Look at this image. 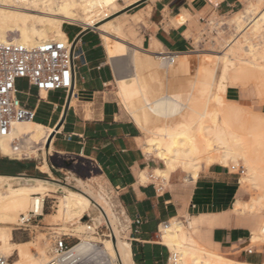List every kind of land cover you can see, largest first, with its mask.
<instances>
[{
	"label": "crops",
	"instance_id": "crops-1",
	"mask_svg": "<svg viewBox=\"0 0 264 264\" xmlns=\"http://www.w3.org/2000/svg\"><path fill=\"white\" fill-rule=\"evenodd\" d=\"M242 4V0H130L119 10L134 5L130 15L136 22L144 18L140 25L143 50L183 54L193 49V34L206 14L237 12ZM61 28L68 40H78L86 63L77 65L70 91L59 88L40 93L26 78L16 80L18 98L34 110L32 121L53 130V135L37 157H0V162L11 159L23 165L14 166V173L7 176L84 188L88 193L82 194H90V198L86 195L90 206L92 200L97 202L95 196L106 194L123 221L119 232L117 217L108 209L115 238L127 244L123 259L115 240L121 264H170L174 253L163 242L160 226L176 217L186 219L187 247H203L232 264H264V243L256 244L264 235V220H257L251 230L234 223L243 212H252L238 198L240 176L219 162L202 166L196 175L181 164L168 169L164 159L147 153L146 140L152 134L144 137L111 88L114 67L100 34L75 23L64 22ZM248 85L252 84L240 89L226 83L228 101L250 105ZM259 111L264 113V104ZM191 229H199L208 246L189 243Z\"/></svg>",
	"mask_w": 264,
	"mask_h": 264
},
{
	"label": "rangeland",
	"instance_id": "rangeland-1",
	"mask_svg": "<svg viewBox=\"0 0 264 264\" xmlns=\"http://www.w3.org/2000/svg\"><path fill=\"white\" fill-rule=\"evenodd\" d=\"M89 1L91 4L102 5V9L97 16H110L103 20L102 23L110 21L107 25L108 30L113 35H116L123 41L129 43L128 47L124 46L126 48L125 56L122 55L123 57H117L118 62L116 61L118 64L120 62L119 65L122 63L124 64V66H122L123 64L121 65L123 68L120 66L122 68H120V70L121 72H124V74H127V82L129 84L131 82L134 83L130 84V87L134 86L129 90V98L137 100L139 97L138 87L142 86L143 89H145L152 96H155V94L157 96L167 92L173 93L181 102L186 104L183 111L177 113L176 115H172L171 117L156 116L152 113H148L146 123L140 126L145 138L151 134V136L159 134L163 128L176 129L180 125L186 124L188 126L187 133L192 138L201 141L202 143L203 140L210 141V134L205 131V127L212 125L213 122L220 125L223 124L225 117L224 111L229 107H233L238 111L239 117L226 119L225 128L242 136L244 143L253 149L259 159L260 165L264 168V113L259 111L260 105L264 104V53L260 52L264 49V20L259 21V29L248 35L250 43L254 44V48L261 53V55L256 56L255 62L261 64L262 67L253 66L254 61L252 57L243 50L237 48L239 46H244V44H242L243 42H241V45L238 44L237 47L233 43L230 45L226 43L229 38L231 39L238 32L235 28V23L233 22L237 16L236 12L221 14L212 11L205 15V17L201 20L199 28L194 32L193 49L184 52L183 54H177L175 62L171 65H167L166 61L164 62L158 59L155 53L145 51L141 48L140 25L141 22L145 23V20L143 18L140 22H136L138 19L133 15H130L135 12V9H131L134 5L126 7L125 9H122V11L114 14V12H117L119 8L126 5V3L130 0ZM216 1L217 0H213V3ZM242 3L243 4L239 11L250 5L249 7H252L251 9L253 11L250 14L251 17L257 16V14L261 11L264 13V0H242ZM128 9L129 11H127ZM244 21L242 22L245 24ZM91 29L98 32L101 36L100 31L95 28ZM233 46L235 49H233V53L229 55L230 58H232L231 60L236 61L235 59H238L242 66H246V68H244L239 74H235L233 67L230 66V60L225 62H221L219 60V57H221L220 53L222 54L229 48H233ZM132 54L135 56L136 60L134 63L130 62ZM117 63L113 64L115 74L119 72V66ZM134 76H138L140 78L139 83H136ZM116 82L115 75L111 88L114 90L124 109L131 115L126 103L127 100L123 99ZM226 83L228 85L233 84L238 88H240L241 85L252 84L255 87L256 92L254 91L252 85H248L249 87L245 89L251 95L253 100L252 103L250 105H246L240 101V104L248 106L245 107L234 102H229L231 100L228 101L224 93ZM222 87H224V89ZM214 113L216 115L213 117ZM25 136L28 141L23 140L22 147L20 149L22 152H24L25 149L27 152V148L29 146L35 145L29 139L27 134H25ZM35 146L37 148L40 147L38 152H43L45 150L41 143ZM212 147L213 146L209 147L211 149L209 153L214 152L213 154L208 153L206 156L207 152L205 151L201 152V154L203 153L202 155L199 154L200 156H198L196 171L204 165L213 163V161H206V158L209 155L213 156L220 153L218 150L212 149ZM14 156L20 157V154L17 153ZM153 156L156 157L155 155ZM0 157L8 158V156L2 155L1 153ZM32 157H37V154L27 156V158ZM11 159L14 158L11 157ZM216 162L220 163L221 161L217 160ZM221 163L228 166H231L232 164H240L244 166L245 172L240 175L241 183L238 198L247 203L244 204V207L252 212H243L235 218L234 223L247 225L251 230L252 225L257 220L260 222L264 220V182L257 187L254 186L252 181L248 178L247 168L242 159H239L238 162H233L229 159L226 163ZM179 167L192 172L191 169L185 166ZM7 175L10 174H6L5 176L0 173V176H4L3 178H0V192H5L7 186H17L19 183L33 182L25 179L12 180V178ZM68 188L81 193L82 191L87 192L84 188H72L70 186L63 187L62 185H55L54 189H51L44 194V208L42 214L32 216L28 222L19 227L11 228L9 231L10 241L29 242L25 246L28 248L30 254L34 256H38L39 249H44L48 246L53 247L52 244L54 239L63 234L66 235L65 238L69 245L76 244L78 239H82V236L84 237L86 234L96 236L97 239L103 241L108 239L106 237L108 232L105 227L106 220L110 221L108 209L115 213L117 217L116 226L120 232L123 227L122 218L117 210L113 208V202L110 201L106 194L95 196L97 202L92 200L90 208L86 211V213H84V215L81 216L79 221L75 219L76 221L73 220L72 222L65 223L63 219L59 218L57 213L60 205V198L67 190H69ZM86 195L89 197L90 194ZM259 196L263 197H261L258 204H253V206L248 204L252 201V199H256ZM46 215H51L52 218H49ZM44 217L45 220H43ZM180 219L186 222V219ZM64 224L70 226L81 224L84 225V227L78 232H72L61 229ZM86 226H90V229ZM189 235L192 238L189 243L193 245L208 246L207 239L201 234L199 229H191ZM181 240L183 241L182 236ZM263 243L264 235L261 236L256 244ZM111 254L113 255V253ZM16 259H18V255L15 253L13 256L8 258V261L12 262Z\"/></svg>",
	"mask_w": 264,
	"mask_h": 264
},
{
	"label": "bare ground",
	"instance_id": "bare-ground-1",
	"mask_svg": "<svg viewBox=\"0 0 264 264\" xmlns=\"http://www.w3.org/2000/svg\"><path fill=\"white\" fill-rule=\"evenodd\" d=\"M249 6L236 12L237 16L233 22L238 32L231 39L229 38L226 43L229 45L233 43L237 47L238 44L241 45V42H243L242 44H244V46H239L237 48L243 50L252 57L254 61L253 66L262 67V65L255 62V60L257 55L264 53V49L260 51L261 53L258 52L256 48H254V44L250 43L248 35L259 29V21L264 20V13L261 11L257 16L251 17L250 14L253 11L251 9L252 7L250 8ZM101 9L102 5L91 4L89 0H0V43L15 41L26 47H31L40 42L49 40L65 41L67 38L61 28L62 23H75L84 28H95L100 31L102 43L110 59L109 61L112 64H116L119 56H125L126 48L124 46L128 47L129 43L113 35L108 30L107 25L110 21L102 23L103 20L110 16L98 17L97 14ZM119 11L120 10L114 12V14ZM242 21H244L245 24ZM233 49H235L234 46L222 54L220 53L221 57H219V60L221 62L230 60V66L233 67L235 74H239L246 66H242L238 59H235L236 61L231 60L232 58H230L229 55L233 53ZM133 54L130 58V62L134 63L136 60ZM155 54L158 59L164 62L166 61L162 53ZM125 60L128 61L127 59ZM119 64V72L115 74L118 89L121 91L123 99L127 100L126 103L132 118H134L140 126L146 123L148 113H152L156 116L171 117L184 110L186 104L181 102L173 93L167 92L152 96L143 89L142 86L138 87V99H130L129 90L134 86V83L131 82L133 86L130 87L131 83L129 84L126 80L127 74H124V72L120 70L124 64L122 63V66ZM171 64L167 63V65ZM134 78L136 83L140 82L138 76H134ZM222 88L224 89V87ZM224 114L223 124L220 125L213 122L212 125L205 127V131L210 134V141L203 140L202 143L201 141L195 140L187 133L188 126L182 124L176 129L163 128L159 134L148 137L145 151L164 159L168 169H173L178 163L191 169L192 173L196 175L199 154L205 151L207 152V156L211 150L209 147L213 146L212 149L218 150L220 153L213 156L209 155L206 161L216 162L219 160L226 163L229 159L233 162H238L239 159H242L247 168L248 178L252 181L254 186L257 187L263 184L264 168L260 165L259 159L253 149L244 143L241 135L225 128L226 119L239 117L238 111L233 107H229L224 111ZM215 115L214 113L213 117ZM52 131L53 130L34 123L33 121H16L12 124L11 130L7 135L0 136V153L17 159L18 157L14 155L17 153L20 154L22 150H19V152L13 151L12 142L16 138H22L28 141L25 136V134H27L32 143L38 145L40 143H47L52 137ZM35 145L29 146L27 152L25 149L23 153L26 152L25 154L27 156L38 154V149H40V147L37 148ZM3 177L4 176H0V178ZM54 188L55 184L47 180L36 179L32 184L7 186L5 192H0V256L6 259L5 264H44L53 256L54 248L51 246L39 249L38 256L31 255L28 248L25 246L29 242L10 241L9 231L11 228L19 227L24 224V221L29 219L32 214L41 215L44 208V194ZM261 197L263 196L252 199L248 204L251 206H253V204H258ZM90 203L91 201L86 195L69 189L60 198L57 214L65 223L72 222L75 219L79 221L81 216L88 211ZM109 214L110 218L113 217L111 213ZM182 221V219L176 217L160 226L163 242L167 244L174 253L170 264H232L231 261L225 259L221 255L205 250L203 247L200 249L187 247L184 243L185 228L183 227L187 224ZM83 227L84 225L81 224L75 226L64 224L61 229L78 232ZM86 227L90 229V226ZM114 230H116V228ZM181 236L183 241L181 240ZM95 237L96 236L86 234V236H82L81 241L82 243L89 241L99 242L102 244V249H104L108 255L112 258L117 256L115 245L111 239L102 241L97 239V237L95 239ZM80 245L81 244L75 245L71 251L77 250ZM116 247L124 259L125 247H127V244L117 238ZM197 248H199V246ZM110 252L113 253V255ZM15 253L18 255V259L9 262L8 258ZM113 264L118 263L113 262Z\"/></svg>",
	"mask_w": 264,
	"mask_h": 264
},
{
	"label": "built area",
	"instance_id": "built-area-1",
	"mask_svg": "<svg viewBox=\"0 0 264 264\" xmlns=\"http://www.w3.org/2000/svg\"><path fill=\"white\" fill-rule=\"evenodd\" d=\"M162 54L171 64L178 53L163 51ZM85 63V52L76 39L49 40L31 47L15 41L0 43V136L7 135L14 122L34 119V110L23 104L17 96L15 82L18 78H26L40 93L59 88L70 91L77 65ZM22 143V138H16L12 142L13 151L19 152ZM42 145L45 147L46 143ZM26 158V154L21 152L17 159ZM230 169L239 176L245 172L244 166L240 164H232ZM32 216L36 215L32 214L24 223ZM135 221L139 222V219ZM105 227L108 232L106 237L115 245V233L109 220H106ZM65 236L63 234L54 239L53 256L44 264H121L119 257L112 258L99 242L82 243L78 239L76 244L69 245ZM77 244H81L80 247L71 251ZM5 262L6 259L0 256V264Z\"/></svg>",
	"mask_w": 264,
	"mask_h": 264
},
{
	"label": "trees",
	"instance_id": "trees-1",
	"mask_svg": "<svg viewBox=\"0 0 264 264\" xmlns=\"http://www.w3.org/2000/svg\"><path fill=\"white\" fill-rule=\"evenodd\" d=\"M14 166L21 168L23 165L17 160L5 159L3 162H0V173L13 174Z\"/></svg>",
	"mask_w": 264,
	"mask_h": 264
},
{
	"label": "water",
	"instance_id": "water-1",
	"mask_svg": "<svg viewBox=\"0 0 264 264\" xmlns=\"http://www.w3.org/2000/svg\"><path fill=\"white\" fill-rule=\"evenodd\" d=\"M53 135V134H52Z\"/></svg>",
	"mask_w": 264,
	"mask_h": 264
}]
</instances>
